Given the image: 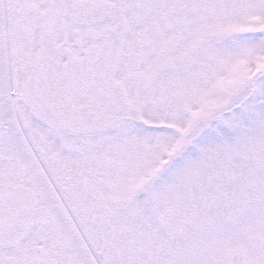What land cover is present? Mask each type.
<instances>
[{
  "label": "snow or ice",
  "instance_id": "1",
  "mask_svg": "<svg viewBox=\"0 0 264 264\" xmlns=\"http://www.w3.org/2000/svg\"><path fill=\"white\" fill-rule=\"evenodd\" d=\"M0 264H264V0H0Z\"/></svg>",
  "mask_w": 264,
  "mask_h": 264
}]
</instances>
